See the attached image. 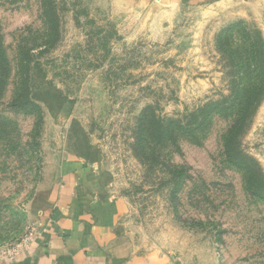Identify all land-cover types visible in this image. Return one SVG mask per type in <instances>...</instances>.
I'll list each match as a JSON object with an SVG mask.
<instances>
[{
	"label": "rangeland",
	"instance_id": "374dc122",
	"mask_svg": "<svg viewBox=\"0 0 264 264\" xmlns=\"http://www.w3.org/2000/svg\"><path fill=\"white\" fill-rule=\"evenodd\" d=\"M47 13L42 0H0L12 68L0 110L14 127L0 140V264L38 235L62 163L79 159L124 203L121 227L138 249L159 250L172 264H264V198L250 193L248 175L224 148L239 109L249 115L239 148L264 176V94H237L236 65V54L247 55L245 29L264 38V0H56L61 36L49 49L40 46ZM238 22L230 45L218 46L220 32ZM20 42L36 54L31 92L44 112L37 141L33 116L6 107ZM235 97L241 107L216 110L176 144L155 141L140 124L148 109L186 122Z\"/></svg>",
	"mask_w": 264,
	"mask_h": 264
},
{
	"label": "crops",
	"instance_id": "0c3cea01",
	"mask_svg": "<svg viewBox=\"0 0 264 264\" xmlns=\"http://www.w3.org/2000/svg\"><path fill=\"white\" fill-rule=\"evenodd\" d=\"M61 169L62 183L40 232L3 264H172L161 251L138 249L125 236L124 203L110 196L98 170L81 159L64 161Z\"/></svg>",
	"mask_w": 264,
	"mask_h": 264
},
{
	"label": "trees",
	"instance_id": "16d2710c",
	"mask_svg": "<svg viewBox=\"0 0 264 264\" xmlns=\"http://www.w3.org/2000/svg\"><path fill=\"white\" fill-rule=\"evenodd\" d=\"M42 3L48 13L45 15L47 32L43 37V44L40 46H46V49L54 48L61 36L60 19L56 13V0H42ZM239 26H241V23L238 22L227 26L221 31L217 38L218 46L222 48L225 47L226 43L230 45L229 38L236 34V28ZM256 33L258 34L257 36H255L253 30L245 29L244 40L246 41L247 48L244 51L247 55L244 57L242 54H236V65L243 67L237 94H264V38L260 31ZM37 46L39 45L37 44ZM17 53L14 95L6 107L7 111L12 113L33 116L34 127L32 138L37 141V137H39L44 124V112L41 104L31 92V71L33 64L36 63V54L34 53V48L29 44L21 42L18 44ZM11 72L12 68L4 45V36L0 25V108L2 106L3 95L9 85ZM237 102V106L241 107L240 97H235V101H232L230 104L212 103L199 109L197 112L188 114L186 122L181 119H168L165 121L157 117L155 113L152 115L150 109H148L144 111L140 124L144 126L149 124L151 126V135L155 141H167L176 144L178 136H195L210 120L213 112L215 113L220 108H231ZM232 113L236 115V118L224 137L226 159L230 164L236 165L248 175V189L250 193L256 197L264 198V176H261L258 169L248 164V156L239 148V136L244 131L243 128L249 115L240 113L239 109L237 111L232 110ZM13 131L14 127L11 126L0 110V140H9Z\"/></svg>",
	"mask_w": 264,
	"mask_h": 264
}]
</instances>
